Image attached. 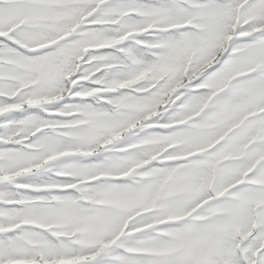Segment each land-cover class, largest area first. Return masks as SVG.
<instances>
[{
  "label": "snow or ice",
  "instance_id": "1",
  "mask_svg": "<svg viewBox=\"0 0 264 264\" xmlns=\"http://www.w3.org/2000/svg\"><path fill=\"white\" fill-rule=\"evenodd\" d=\"M0 264H264V0H0Z\"/></svg>",
  "mask_w": 264,
  "mask_h": 264
}]
</instances>
